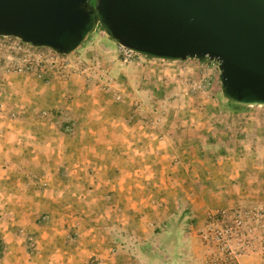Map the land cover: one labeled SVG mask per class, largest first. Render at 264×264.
<instances>
[{
  "label": "rangeland",
  "instance_id": "374dc122",
  "mask_svg": "<svg viewBox=\"0 0 264 264\" xmlns=\"http://www.w3.org/2000/svg\"><path fill=\"white\" fill-rule=\"evenodd\" d=\"M219 74L217 62L206 57L139 54L124 61L101 26L67 54L0 35V135L18 130L25 148L33 147L30 136L44 143L52 133L115 135L127 140L131 155L103 161L141 167L132 176L137 185L129 215L71 218L78 225L66 230L64 245L79 253L70 262L224 264L219 240L208 236L219 230L238 264H264V105L225 98ZM37 160L23 158L30 173L14 167L0 197L18 191L22 173L42 184ZM217 214L224 221L212 229ZM27 239L32 252L33 238ZM0 243V264H18Z\"/></svg>",
  "mask_w": 264,
  "mask_h": 264
},
{
  "label": "water",
  "instance_id": "95a60500",
  "mask_svg": "<svg viewBox=\"0 0 264 264\" xmlns=\"http://www.w3.org/2000/svg\"><path fill=\"white\" fill-rule=\"evenodd\" d=\"M98 26L145 56L215 60L225 98L264 105V0H0V35L60 54Z\"/></svg>",
  "mask_w": 264,
  "mask_h": 264
},
{
  "label": "crops",
  "instance_id": "0c3cea01",
  "mask_svg": "<svg viewBox=\"0 0 264 264\" xmlns=\"http://www.w3.org/2000/svg\"><path fill=\"white\" fill-rule=\"evenodd\" d=\"M10 131H14L11 136L0 135V184H6L14 167L30 173L22 168V162L23 158L33 154L39 158L35 170L45 180L39 186L33 185L29 175L22 173L21 182L14 187L18 191L0 197V239L6 248V255L11 259V255L15 254L13 261L18 264H74L70 258L74 250L75 254L79 253L77 247L64 245L66 230L72 224L78 225L72 223L71 218H84L87 222L93 217L129 215L133 205L130 193L137 185L132 176L141 172V167L133 163L108 164L103 161L106 156H128L129 151L122 142L127 143V140L118 136L115 138V135L109 139H95L52 133L46 135L44 143L36 136L28 135L27 139L31 137L33 147L25 148L18 145L19 141L25 140L17 135L18 130L10 128ZM35 140L40 144L35 145ZM98 141L107 145L106 151L98 150ZM117 174H125L123 180L118 179ZM24 175L28 179H24ZM103 189L110 192L108 196L94 191ZM42 216H47L48 220L43 221ZM30 237L34 242L32 252L27 248V238Z\"/></svg>",
  "mask_w": 264,
  "mask_h": 264
},
{
  "label": "built area",
  "instance_id": "2783aa9c",
  "mask_svg": "<svg viewBox=\"0 0 264 264\" xmlns=\"http://www.w3.org/2000/svg\"><path fill=\"white\" fill-rule=\"evenodd\" d=\"M92 2H93V0H92ZM118 52L124 61L131 60L132 58L135 57V55H139V53H136L135 51H133L127 47H124L122 45H118ZM220 216H222V214H217L216 216H212L210 218L209 224H210V227L212 229H213L212 225L217 224L219 222V219L224 221ZM223 217H224V215H223ZM235 222L237 223L236 226L241 224V220L238 219L237 217L235 219ZM226 231H227V229H226ZM208 236L215 237L217 240H219L221 249L224 250V252H225L224 264H238L234 258V254H233L234 251L230 248L229 244L227 243L228 241L223 239L222 234H220L219 230H214L213 232L209 233Z\"/></svg>",
  "mask_w": 264,
  "mask_h": 264
},
{
  "label": "trees",
  "instance_id": "16d2710c",
  "mask_svg": "<svg viewBox=\"0 0 264 264\" xmlns=\"http://www.w3.org/2000/svg\"><path fill=\"white\" fill-rule=\"evenodd\" d=\"M201 59H204V58H201ZM2 248V245H1V243H0V249Z\"/></svg>",
  "mask_w": 264,
  "mask_h": 264
}]
</instances>
